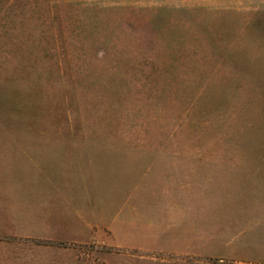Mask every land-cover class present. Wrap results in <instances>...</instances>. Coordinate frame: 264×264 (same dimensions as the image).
Returning <instances> with one entry per match:
<instances>
[{
	"label": "rangeland",
	"instance_id": "1",
	"mask_svg": "<svg viewBox=\"0 0 264 264\" xmlns=\"http://www.w3.org/2000/svg\"><path fill=\"white\" fill-rule=\"evenodd\" d=\"M0 264H264V0H0Z\"/></svg>",
	"mask_w": 264,
	"mask_h": 264
},
{
	"label": "crops",
	"instance_id": "2",
	"mask_svg": "<svg viewBox=\"0 0 264 264\" xmlns=\"http://www.w3.org/2000/svg\"><path fill=\"white\" fill-rule=\"evenodd\" d=\"M121 216V213H118L116 216H114L113 218V222L109 223L107 225L108 228H110L112 234L115 236V234H117V232H123V234L125 235L126 239L128 238V241L133 242V240H135V238L137 239V236L139 235L141 237V240L143 241V236L144 237H154V235H168L169 233V227H167L166 229L162 228L161 229V233L158 232V230L154 227H143L140 228L138 225H129L127 224V226L125 227H121L118 224V217ZM120 229V230H119ZM158 232V233H157ZM163 232V233H162ZM159 239H154L151 240V242H158ZM147 243L148 241H143L142 243H140L139 247L143 248V249H150L147 247Z\"/></svg>",
	"mask_w": 264,
	"mask_h": 264
}]
</instances>
